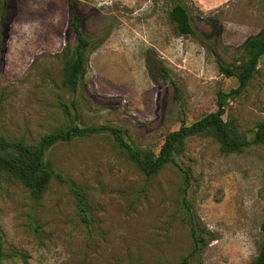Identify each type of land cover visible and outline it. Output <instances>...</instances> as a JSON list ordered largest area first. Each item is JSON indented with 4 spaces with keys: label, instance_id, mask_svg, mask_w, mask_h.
<instances>
[{
    "label": "rangeland",
    "instance_id": "374dc122",
    "mask_svg": "<svg viewBox=\"0 0 264 264\" xmlns=\"http://www.w3.org/2000/svg\"><path fill=\"white\" fill-rule=\"evenodd\" d=\"M177 2L189 7L194 36L178 34L170 20ZM73 12L88 14L82 29L92 42L76 91L63 85L62 53L76 42ZM262 34L264 0H9L0 133L35 144L71 123L115 126L134 147L158 153L169 132L215 111L218 92L237 87L218 61L233 63ZM227 102L224 118L252 140L264 121V57ZM46 156L86 191L89 219L66 183L54 178L34 198L4 172L3 264H253L257 256L264 144L224 154L213 138L196 136L176 164L151 177L108 131L59 142Z\"/></svg>",
    "mask_w": 264,
    "mask_h": 264
},
{
    "label": "trees",
    "instance_id": "16d2710c",
    "mask_svg": "<svg viewBox=\"0 0 264 264\" xmlns=\"http://www.w3.org/2000/svg\"><path fill=\"white\" fill-rule=\"evenodd\" d=\"M9 0H0V53L4 47V33ZM176 31L180 35L194 36L195 28L192 23L190 9L187 5L177 2L169 12ZM88 19V14L71 16V30L76 42L74 46L64 49L63 85L76 91L87 71L88 50L91 49L90 37L83 31L82 23ZM264 57V34L248 39L242 46L240 57L231 64L218 61V68L227 77H236L238 85L229 91H219L217 95V109L206 114L191 124H183L177 130L169 132L159 150L155 153L151 149L134 147L124 137L123 130L115 126H80L71 123L45 134L35 144L25 139L10 140L0 133V185L4 172L19 179L34 198H40L48 190L52 179L66 183L76 197L77 206L84 220H88L90 213L86 191L65 176L52 161L47 158V151L59 142H70L78 137H86L96 133L108 131L117 145L128 155L136 166L148 177L158 174L166 165L177 163V157L185 152L188 140L196 136L211 137L219 144L224 154L241 153L251 144H264V121L257 125L252 140L240 131L237 125L224 118L229 98L241 94L249 85L259 70V63ZM158 73L169 80L178 90L177 83L170 77L167 68L160 64ZM150 74L156 80V74L150 68ZM185 181L189 183V170L185 172ZM262 240L253 264H264V220L261 224ZM200 244L195 245V251ZM185 258L180 264H187ZM0 264H3V240L0 226Z\"/></svg>",
    "mask_w": 264,
    "mask_h": 264
}]
</instances>
